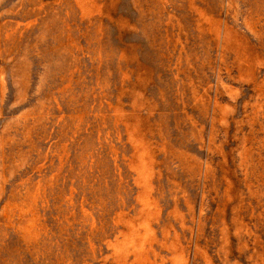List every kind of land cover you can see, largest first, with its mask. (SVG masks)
<instances>
[{
	"label": "rangeland",
	"instance_id": "obj_1",
	"mask_svg": "<svg viewBox=\"0 0 264 264\" xmlns=\"http://www.w3.org/2000/svg\"><path fill=\"white\" fill-rule=\"evenodd\" d=\"M0 264H264V0H0Z\"/></svg>",
	"mask_w": 264,
	"mask_h": 264
}]
</instances>
